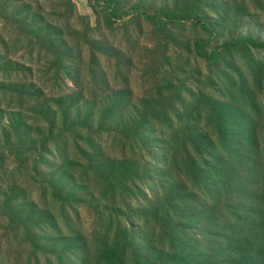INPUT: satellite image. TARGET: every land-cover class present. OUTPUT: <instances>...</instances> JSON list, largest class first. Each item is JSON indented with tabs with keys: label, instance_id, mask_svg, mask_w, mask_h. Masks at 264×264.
Listing matches in <instances>:
<instances>
[{
	"label": "trees",
	"instance_id": "1",
	"mask_svg": "<svg viewBox=\"0 0 264 264\" xmlns=\"http://www.w3.org/2000/svg\"><path fill=\"white\" fill-rule=\"evenodd\" d=\"M88 4L93 22L72 0H0V264H264V105L212 75L264 38L223 32L206 13L227 8L264 32V0ZM144 25L164 53L190 25L184 48L207 64L206 86L161 53L135 90ZM105 136L120 155L105 153Z\"/></svg>",
	"mask_w": 264,
	"mask_h": 264
},
{
	"label": "rangeland",
	"instance_id": "2",
	"mask_svg": "<svg viewBox=\"0 0 264 264\" xmlns=\"http://www.w3.org/2000/svg\"><path fill=\"white\" fill-rule=\"evenodd\" d=\"M73 3L76 5L77 12L79 15H87L91 17L92 22L94 21V15L92 10L89 7L88 0H72ZM49 10L51 8H48ZM208 17L214 22L215 24L219 25V29H221L223 32H231V33H241L246 35L247 33L252 34L256 37H263L264 38V32H262L260 29L261 27H258L254 25L255 20H250L248 18H244L243 21L239 19H235L234 16H232L231 11L227 8H223L222 16L226 21L225 23H219V20L221 17H219L216 13H214L212 10L207 9L206 11ZM261 13H258L256 15L257 18L261 17ZM70 19L74 21V24L78 25L76 28L79 33L82 34L83 28L80 26V23H77V16L72 15L71 17L68 15ZM264 20L263 17L260 18V21ZM80 27V28H79ZM121 30H118L115 32V44L117 46H121L122 48L126 49L125 45L129 47L126 43V41L123 38L124 31L120 27ZM67 33L69 34H75L74 29L68 30L66 29ZM141 34L138 36L137 39H135V42H138L139 45L137 46L139 56H137L134 60L135 64V71L131 78L132 87L134 89L138 90L137 84L134 78H138L139 75H141L140 70L145 67V65L149 64V60L156 57L158 59H161L159 57L162 53V55H167L171 62L173 63L175 71H180V69L183 70L184 73H179V77L181 80L187 79V73L195 72V73H201L199 75V78H201L202 86H206L207 84V78L208 76H212L215 79V82L217 84L218 89H223L226 87V91H228L229 96H236L237 98H242V91L251 90L252 93L257 95L258 99L261 101L262 105H264V50L253 48L252 46L246 45L240 52H231L224 56V60L222 62V68L221 72L218 70L214 72V74H210L208 70V66L205 62L201 61L196 57V55L193 52H188L185 50L184 44L193 41L194 37L196 36V31L192 30L190 25H188V29L186 32H182L180 34H175L176 39L174 41L175 47L170 51V53H164L162 52V48L160 45H158L156 42H154V34L152 33V29L150 26L144 25V27L141 29ZM109 37L112 39V37L109 35ZM80 42L82 43L81 38L79 37ZM113 40V39H112ZM71 41H73L74 45L77 46V38L71 37ZM221 42V41H220ZM156 43V44H155ZM186 45V44H185ZM133 51V50H132ZM188 65V66H187ZM232 79L227 83V80ZM241 79L244 80L241 81ZM188 87L192 89L193 91H197V88L195 86V83L193 80L188 79ZM227 83V84H226ZM73 82L71 80H67V87L66 91H70L73 88ZM264 127V126H263ZM102 146L105 149V153L109 155H120L118 152L117 147H113L109 138L106 136L104 137L103 141H101ZM53 157H50V160ZM144 161L145 164H150L152 169L153 167H156L158 165L157 161H153L149 156H145ZM162 169V168H160ZM145 189H148L150 185L152 184H141ZM26 189L29 188L25 187ZM99 187H95V193H97V189ZM150 189V188H149ZM148 189V191H150ZM86 206H80L79 212L82 216L80 230L87 232L89 239H92V232L94 229V219L91 215L90 210Z\"/></svg>",
	"mask_w": 264,
	"mask_h": 264
}]
</instances>
